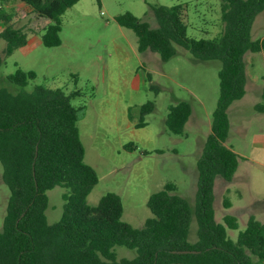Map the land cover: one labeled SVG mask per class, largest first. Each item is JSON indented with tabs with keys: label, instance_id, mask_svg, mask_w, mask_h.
<instances>
[{
	"label": "trees",
	"instance_id": "obj_1",
	"mask_svg": "<svg viewBox=\"0 0 264 264\" xmlns=\"http://www.w3.org/2000/svg\"><path fill=\"white\" fill-rule=\"evenodd\" d=\"M17 1L45 23L39 28L42 41L53 47L61 44L62 15L80 0ZM153 10L158 27L130 11L115 17L118 24L135 31L139 52L152 50L168 61L180 45L197 59L222 62L211 133L197 161L198 240H188L191 207L173 192L172 183L149 197L147 204L154 216L142 228L122 219L124 203L115 192L90 205L88 195L99 177L85 162L78 126L80 108L71 102L77 92L68 94L40 85L26 90L36 73L18 68L7 78L23 89L12 93L0 87V161L10 189L0 229V264H264V222L250 216L246 228L233 240L227 229L239 228L237 217L228 214L224 223L217 222L214 208L216 178L231 182L239 167L240 155L226 143L228 109L246 93V54L264 51V38L253 40L251 35L256 16L264 11V0H221L223 28L213 38L188 35L187 10L182 4L154 6ZM14 16L0 4V38L7 42L0 54V68L8 56L28 43V33L13 24ZM154 109L155 103L149 101L142 105L141 114ZM256 110L264 113V85ZM191 113L187 101L170 105L168 129L183 134ZM139 125H145L144 121ZM56 186L69 191L63 195L60 220L51 224L46 214L47 191ZM225 205L231 206L228 198ZM116 246L136 249L137 256L118 258Z\"/></svg>",
	"mask_w": 264,
	"mask_h": 264
},
{
	"label": "rangeland",
	"instance_id": "obj_2",
	"mask_svg": "<svg viewBox=\"0 0 264 264\" xmlns=\"http://www.w3.org/2000/svg\"><path fill=\"white\" fill-rule=\"evenodd\" d=\"M0 4L15 14L13 24L28 33V43L6 58L0 68V87L17 93L23 87L7 76L18 68L34 71L36 85L77 92L71 100L80 108L78 126L85 147V162L97 171L99 182L88 195L90 205L115 192L122 197V219L137 228L153 217L149 197L172 183L174 193L184 197L192 211L188 240H198L197 166L211 133L213 113L219 98L220 60H201L177 45L178 53L168 61L152 50L139 52L133 29L117 23L115 17L127 11L158 27L154 6L182 4L187 10L188 35L213 38L223 28L221 0H80L62 15L61 44L44 45L41 25L22 2ZM2 27H0V31ZM35 32H34V31ZM252 39L264 38V11L252 25ZM0 38V54L6 47ZM248 80L245 95L229 109L227 145L240 155L239 167L231 182L221 176L215 181V218L235 215L238 229H227L236 240L250 216L264 222V113L256 110L262 102L264 51L245 56ZM150 76V78H149ZM155 85L156 88L152 86ZM149 101L155 109L142 116ZM191 104L192 113L183 134L172 133L166 120L170 105ZM144 121L145 125L139 123ZM69 189L56 186L47 191L49 223L60 220ZM10 189L3 179L0 161V229L7 212ZM231 202L226 207L225 199ZM118 258H134L137 250L116 246Z\"/></svg>",
	"mask_w": 264,
	"mask_h": 264
},
{
	"label": "water",
	"instance_id": "obj_3",
	"mask_svg": "<svg viewBox=\"0 0 264 264\" xmlns=\"http://www.w3.org/2000/svg\"><path fill=\"white\" fill-rule=\"evenodd\" d=\"M182 252H197V251H195V250H193V251H190V250H184V251H182Z\"/></svg>",
	"mask_w": 264,
	"mask_h": 264
}]
</instances>
